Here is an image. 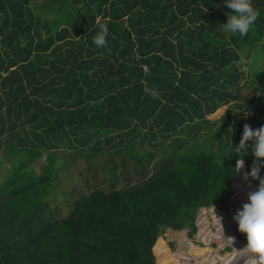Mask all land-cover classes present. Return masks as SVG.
I'll list each match as a JSON object with an SVG mask.
<instances>
[{
    "label": "trees",
    "instance_id": "trees-1",
    "mask_svg": "<svg viewBox=\"0 0 264 264\" xmlns=\"http://www.w3.org/2000/svg\"><path fill=\"white\" fill-rule=\"evenodd\" d=\"M252 4L241 39L219 29L225 0H0V264H156L166 229L217 237L216 216L246 240L233 217L258 189L243 178L255 158L235 174L229 150L264 126V0ZM224 236L177 254L159 238L158 264H244L246 245Z\"/></svg>",
    "mask_w": 264,
    "mask_h": 264
},
{
    "label": "clouds",
    "instance_id": "clouds-1",
    "mask_svg": "<svg viewBox=\"0 0 264 264\" xmlns=\"http://www.w3.org/2000/svg\"><path fill=\"white\" fill-rule=\"evenodd\" d=\"M225 4L232 11L228 13L226 23H218L219 29L231 36L238 34L243 39L258 19L259 10L253 6L252 0H225ZM108 35L107 26L98 24V31L92 40L93 44L97 48H107ZM240 59L242 63H246L245 57L242 56ZM145 71L147 72V68ZM132 83L135 84L137 81L133 79ZM140 83L143 84V81ZM143 91L153 99L158 97L155 88L145 85ZM249 147L252 148L255 159L250 172L245 173L243 178L248 180L251 177L253 180H258L259 186L256 191L248 193V202L243 204L242 209L237 211L233 219L238 224V231L246 235V246L238 249L246 257L245 264H264V177L260 175L261 167L264 166V126L252 129L250 125L245 124L239 144L233 145L232 143L229 155L236 154L240 157L235 165V174L244 168L243 156L246 155ZM221 163L223 164V161ZM216 218L220 222L224 236L222 218L218 216ZM224 238L231 241L232 245L235 242L234 237L224 236Z\"/></svg>",
    "mask_w": 264,
    "mask_h": 264
},
{
    "label": "rangeland",
    "instance_id": "rangeland-1",
    "mask_svg": "<svg viewBox=\"0 0 264 264\" xmlns=\"http://www.w3.org/2000/svg\"><path fill=\"white\" fill-rule=\"evenodd\" d=\"M254 59L252 60V65H254ZM259 66H260V63H257V64H255L254 65V67L256 68V69H258L259 68ZM250 67H251V65H249V67H248V70L250 69ZM251 78L253 79V80H257V78L255 79L253 76H251ZM227 108H228V105H224V106H222V107H220L215 113H213V114H211L210 116H209V118L212 120V121H214V120H217V119H219L225 112H226V110H227ZM215 127V126H214ZM3 158H5V157H3ZM3 158H2V160H3ZM44 161V160H43ZM40 162H41V160H39V161H37V162H34L33 164H32V166L34 167V168H36V170H39V165H40ZM8 165H9V163L7 162V161H5L3 164H1V166H0V172L1 173H5L6 171H7V167H8ZM64 178H67L65 175H62V179L64 180ZM225 225V224H224ZM182 230H184L185 231V238L182 240V242H181V238L179 237H176V236H173V235H170V234H172V232H173V230H171L170 228H168V229H166V231L161 235V238H163L165 241H166V243H167V246H168V248L170 249V251H172L173 253H175V254H177L179 251H180V249L181 248H184V249H186V250H188V248L187 247H184V243L186 242V240L188 239V238H190L189 237V229H187V228H185V229H181L180 231H182ZM179 230H177V232H180ZM170 233V234H169ZM219 237L221 238V237H223V232H219ZM218 235H217V237H213V238H206V239H204V240H200V239H191L193 242H195V243H197V244H199V245H202V246H208V247H210V248H213V249H216L217 247H218ZM235 238L237 239V241L239 242V243H242V244H244V245H246L247 244V239L245 240V241H240V240H238V238L235 236ZM227 253V254H229L230 256H231V258H230V260H233V259H238V261H241L242 259H240V258H237L238 256H240V253H239V251L234 247V246H232V245H230V244H228V245H226V246H224V248H222V250H220V253ZM228 255V256H229ZM157 257V256H156ZM159 260V259H158ZM192 262H190L191 264H195V261H194V259H192L191 260ZM156 264H158V261L156 260ZM218 264H221V263H219L218 262ZM227 264H229V263H227ZM245 264V263H244Z\"/></svg>",
    "mask_w": 264,
    "mask_h": 264
},
{
    "label": "built area",
    "instance_id": "built-area-1",
    "mask_svg": "<svg viewBox=\"0 0 264 264\" xmlns=\"http://www.w3.org/2000/svg\"><path fill=\"white\" fill-rule=\"evenodd\" d=\"M159 238H161V235L158 237V239H157L155 245H157V243H158V241H159ZM166 244H167V243H166ZM155 245H154V247H153V251H154L155 255L157 256V257H156V260L158 261L159 256H158V255L156 254V252H155ZM222 248H223V247H221V250H222ZM196 260H197V259H194L195 264H196ZM190 262H192V261L190 260Z\"/></svg>",
    "mask_w": 264,
    "mask_h": 264
},
{
    "label": "water",
    "instance_id": "water-1",
    "mask_svg": "<svg viewBox=\"0 0 264 264\" xmlns=\"http://www.w3.org/2000/svg\"><path fill=\"white\" fill-rule=\"evenodd\" d=\"M176 230H173V232H175ZM180 231V230H179ZM189 232V231H188Z\"/></svg>",
    "mask_w": 264,
    "mask_h": 264
},
{
    "label": "crops",
    "instance_id": "crops-1",
    "mask_svg": "<svg viewBox=\"0 0 264 264\" xmlns=\"http://www.w3.org/2000/svg\"><path fill=\"white\" fill-rule=\"evenodd\" d=\"M172 230V229H171ZM177 231V230H176Z\"/></svg>",
    "mask_w": 264,
    "mask_h": 264
}]
</instances>
